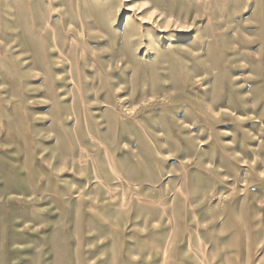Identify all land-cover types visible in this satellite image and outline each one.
<instances>
[{"label":"rangeland","instance_id":"obj_1","mask_svg":"<svg viewBox=\"0 0 264 264\" xmlns=\"http://www.w3.org/2000/svg\"><path fill=\"white\" fill-rule=\"evenodd\" d=\"M0 264H264V0H0Z\"/></svg>","mask_w":264,"mask_h":264}]
</instances>
